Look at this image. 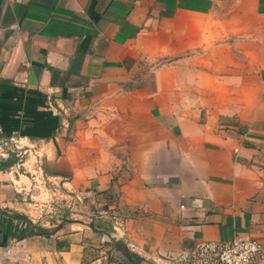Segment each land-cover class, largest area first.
<instances>
[{
  "label": "crops",
  "instance_id": "0c3cea01",
  "mask_svg": "<svg viewBox=\"0 0 264 264\" xmlns=\"http://www.w3.org/2000/svg\"><path fill=\"white\" fill-rule=\"evenodd\" d=\"M0 128L43 143L0 168V264H176L236 236L264 264V0H0Z\"/></svg>",
  "mask_w": 264,
  "mask_h": 264
},
{
  "label": "rangeland",
  "instance_id": "374dc122",
  "mask_svg": "<svg viewBox=\"0 0 264 264\" xmlns=\"http://www.w3.org/2000/svg\"><path fill=\"white\" fill-rule=\"evenodd\" d=\"M231 52V51H230ZM188 68L192 67V70H188V72L184 75L187 77L183 81L187 86L192 88V92H195L198 100H200L201 97H199L203 92L202 89L200 88L201 86H204L205 81V69L206 65H201V64H193L187 65ZM219 73L220 71H217L214 77H217L219 80ZM213 77V78H214ZM215 79V78H214ZM214 82V81H213ZM219 85V88L222 87L221 82L217 81L215 83V87ZM195 87V89L193 88ZM214 100H218L216 102H222V96H215L213 97ZM8 132L4 131L3 129L0 128V161L2 159H9V163L7 164H1L0 168L1 169H7V168H16V170L20 173L26 174L28 173V169H31L34 167L36 164L39 165V161L36 160V157H38L39 153L43 151V143H34L30 142L29 139L24 138L23 136H20L19 130L10 128ZM36 156V157H35ZM39 180H35V183L39 184L41 187L45 184L48 183H53L55 187L57 185L52 182L51 180H47L43 177H39ZM41 183V184H40ZM50 183V184H51ZM39 189L41 190V188ZM48 188H51V185H47ZM58 188V187H57ZM47 210L45 213L46 218L48 217H54L59 213V208L60 204L58 201H55L53 199H48L47 200Z\"/></svg>",
  "mask_w": 264,
  "mask_h": 264
},
{
  "label": "built area",
  "instance_id": "2783aa9c",
  "mask_svg": "<svg viewBox=\"0 0 264 264\" xmlns=\"http://www.w3.org/2000/svg\"><path fill=\"white\" fill-rule=\"evenodd\" d=\"M90 195L92 192H85L78 198L85 200ZM93 215L95 220H101V216L107 218L118 230L123 226L122 220L113 211ZM128 244L134 247L133 243ZM262 252V245L250 237L236 236L225 242L202 238L197 239L192 247L183 249L174 261L176 264H255Z\"/></svg>",
  "mask_w": 264,
  "mask_h": 264
},
{
  "label": "trees",
  "instance_id": "16d2710c",
  "mask_svg": "<svg viewBox=\"0 0 264 264\" xmlns=\"http://www.w3.org/2000/svg\"><path fill=\"white\" fill-rule=\"evenodd\" d=\"M7 163H9V159H2L1 161H0V165L1 164H7ZM7 219H8V221L11 219V216L10 217H8L7 216ZM32 230H33V227L31 226V225H27V227H26V229H25V231H24V235H27V234H29V233H31L32 232Z\"/></svg>",
  "mask_w": 264,
  "mask_h": 264
}]
</instances>
